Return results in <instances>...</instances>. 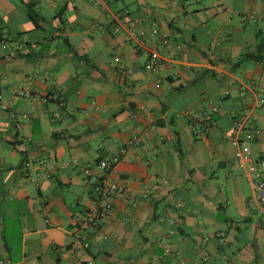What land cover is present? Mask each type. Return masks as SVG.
I'll list each match as a JSON object with an SVG mask.
<instances>
[{
    "label": "crops",
    "instance_id": "crops-1",
    "mask_svg": "<svg viewBox=\"0 0 264 264\" xmlns=\"http://www.w3.org/2000/svg\"><path fill=\"white\" fill-rule=\"evenodd\" d=\"M259 45L264 0H0V264H264ZM104 158L126 190L78 230Z\"/></svg>",
    "mask_w": 264,
    "mask_h": 264
},
{
    "label": "built area",
    "instance_id": "built-area-1",
    "mask_svg": "<svg viewBox=\"0 0 264 264\" xmlns=\"http://www.w3.org/2000/svg\"><path fill=\"white\" fill-rule=\"evenodd\" d=\"M155 63V59H150L148 66L155 69ZM259 101L263 102L264 99L261 98ZM0 107L4 108L5 105L1 102ZM241 129V122H235L234 137L236 149L233 158L235 163L247 174L252 186L251 200L253 203L258 204L264 199V155L255 153L250 144L240 138ZM110 169V163L107 158L99 160L95 170L90 167L84 168V175L90 181L95 199L88 210L80 216L77 224L78 230L99 227L103 219L109 216L113 210L112 198L116 194L125 192L126 187L123 183L110 178ZM262 213L264 225V209ZM83 245L87 247L88 243L84 242Z\"/></svg>",
    "mask_w": 264,
    "mask_h": 264
},
{
    "label": "trees",
    "instance_id": "trees-1",
    "mask_svg": "<svg viewBox=\"0 0 264 264\" xmlns=\"http://www.w3.org/2000/svg\"><path fill=\"white\" fill-rule=\"evenodd\" d=\"M27 6V16L28 18L35 24L38 26V22L40 20L43 21H47L45 20V18H43L34 8L32 4H26ZM64 8H60L59 12L54 16V19H58L60 17V12L63 10ZM260 45L257 49V51L253 54H246V56L253 58V59H264V54L263 51H261L260 49Z\"/></svg>",
    "mask_w": 264,
    "mask_h": 264
}]
</instances>
